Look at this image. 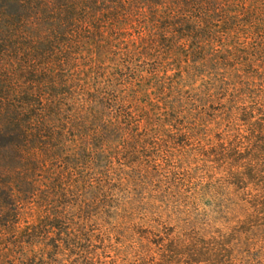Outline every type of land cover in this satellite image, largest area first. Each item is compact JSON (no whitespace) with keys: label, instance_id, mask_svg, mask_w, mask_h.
I'll return each mask as SVG.
<instances>
[{"label":"trees","instance_id":"1","mask_svg":"<svg viewBox=\"0 0 264 264\" xmlns=\"http://www.w3.org/2000/svg\"><path fill=\"white\" fill-rule=\"evenodd\" d=\"M159 142L200 164L192 195L241 217L228 232L111 235L161 192L140 156ZM118 154L141 162L115 173ZM258 229L264 0H0V264H239L232 241Z\"/></svg>","mask_w":264,"mask_h":264},{"label":"rangeland","instance_id":"2","mask_svg":"<svg viewBox=\"0 0 264 264\" xmlns=\"http://www.w3.org/2000/svg\"><path fill=\"white\" fill-rule=\"evenodd\" d=\"M171 73L172 72H168V74ZM200 82L201 81H197L194 86H198ZM156 128L157 130L163 128V130L170 132H178V130H181L180 127H171L168 126L167 123L164 126H156ZM190 128H192V126ZM208 128L212 130L210 140L213 144L216 143L214 134L221 133L223 135L228 132V129L224 126L210 125ZM202 132L201 130V133ZM155 146L157 149L156 151L140 154V156L147 162L149 166L147 168L148 171L151 172V175H157L155 183H157L161 192H154V190H157L154 185L150 186L149 189L143 188L145 190L141 193L143 195L141 201H129L131 203L122 209L125 211L119 210V214H122V217L118 218L113 215L110 219L106 220L108 225H105V227L116 226V230L113 231L111 235L118 236L119 234L121 235V239H119L120 242H123V244L130 243L131 245H135L129 237L130 235L135 236L132 230H130L132 226H136V229L139 227L141 229L153 231H156L160 226H167L179 231L186 230L190 228V226H201V224L206 222L209 226H212L209 229L211 231L219 230L222 233L228 232L226 228L230 226L233 227L236 224V220L241 219V217L237 214L235 218L233 216L216 213V208L209 206V202L206 203V197L209 196L203 199L200 194L192 195L193 188L196 186L195 184L199 182L196 176L202 173L196 172V166H199V163L194 164L191 161V157L186 158V151H188V148L182 149V153L181 150L171 149L169 151L170 155H166L165 150L169 149L165 147L162 148V142H159L158 146ZM162 157L170 159L175 169H169ZM139 162H141V160H139L137 156H130L127 158L118 154L113 159V171L115 173L125 172L129 174L131 172V167L136 169V164ZM174 171L177 175L175 174L172 176ZM120 175L124 176L123 173L115 176L119 177ZM174 177H176L177 181L180 179V181L176 183L177 187H175V183L171 181ZM141 189L137 190L139 191ZM128 190L132 192L130 188H128ZM121 221L125 228L120 227L118 233L117 229ZM97 222L101 226L104 225V223L99 220ZM254 231L256 232H252L249 235L241 233V240L240 242L238 241L236 245V241H232V244H234L232 245L234 250L232 256L241 261L239 264H264V232L262 229ZM110 254L113 255L112 252Z\"/></svg>","mask_w":264,"mask_h":264}]
</instances>
